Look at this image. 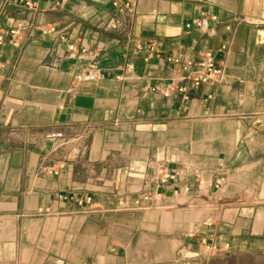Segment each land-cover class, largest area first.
<instances>
[{
    "label": "crops",
    "instance_id": "crops-1",
    "mask_svg": "<svg viewBox=\"0 0 264 264\" xmlns=\"http://www.w3.org/2000/svg\"><path fill=\"white\" fill-rule=\"evenodd\" d=\"M17 22L0 42V264H264V0H0V28ZM205 50L221 82L148 90Z\"/></svg>",
    "mask_w": 264,
    "mask_h": 264
},
{
    "label": "built area",
    "instance_id": "built-area-1",
    "mask_svg": "<svg viewBox=\"0 0 264 264\" xmlns=\"http://www.w3.org/2000/svg\"><path fill=\"white\" fill-rule=\"evenodd\" d=\"M66 0H61V2H65ZM27 5L32 6L33 4L29 1L25 2ZM212 20L216 21L218 17L213 15L211 17ZM124 21L120 18L114 19V26L117 28H124ZM195 25L199 28H204L207 26V19L200 18L195 20ZM23 24L21 22H17L14 26H12L7 32L0 28V42L4 41L7 35L11 37H17L20 34V30L22 29ZM229 27V26H228ZM44 33L49 32L48 29L43 30ZM223 47H226L225 45ZM69 50H74V45H68ZM83 54H88L92 58H96L98 56V52L96 49L88 50L87 48H83L81 50ZM171 62H173L178 67V73L176 77H170L162 80L160 83L150 86L148 88L149 91L157 92L162 94L165 97H169L175 93H181L185 98H187L186 86L184 81H190L193 85L198 86L203 83H217L221 82L225 76L224 65L216 58L215 54L212 50H205L200 59L193 60L190 58H183L182 56H174L169 58ZM85 77H92V73H87ZM53 138H63L64 140L60 143V145L68 142L64 136L59 133L57 135L52 136ZM158 173L160 175L159 181L160 183L166 182L168 178L171 177V174L162 164L159 166ZM147 198V197H145ZM87 200H91V196L87 197ZM140 201L137 199L135 203H139ZM121 204L123 206L126 205V201H122ZM208 249V250H207ZM207 252L213 250V248L207 246Z\"/></svg>",
    "mask_w": 264,
    "mask_h": 264
}]
</instances>
